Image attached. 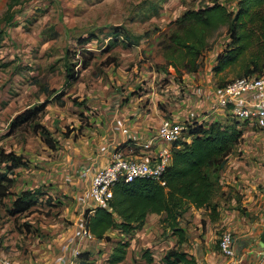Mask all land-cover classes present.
<instances>
[{
    "label": "rangeland",
    "instance_id": "obj_1",
    "mask_svg": "<svg viewBox=\"0 0 264 264\" xmlns=\"http://www.w3.org/2000/svg\"><path fill=\"white\" fill-rule=\"evenodd\" d=\"M206 2L0 0V17L8 3H13L14 12L11 24L3 23L0 32V148L27 160L26 166L9 174L14 179L12 195L0 202L2 256L14 264H80L79 254L88 252L85 264H165L162 257L176 245L177 237L163 225L162 215L150 213L145 227L131 234L110 229L106 233L109 240L97 241L80 232L86 206L81 198L90 183L86 172L91 163L89 153L100 157L103 151L96 152L94 147L116 119H137L140 113L149 116L156 105L162 118L180 122L182 114L175 117L172 110L185 106L187 123L192 122L195 115L188 104L195 107L199 103L204 108L203 96L208 99L220 85L239 77L238 65L219 74L212 70L216 54L229 42L225 26L214 33L212 47L202 55L197 72L179 76L165 65L161 41L173 28L170 21ZM235 2L227 1V7L234 8ZM115 28L121 35H112ZM126 33L136 44L124 45L122 36ZM90 34L95 35L90 41L77 42ZM83 56L90 58L84 68ZM68 67L77 76L70 83L66 80ZM44 103L36 122L49 130L53 148L31 125L9 131L16 114ZM227 117L234 120L231 114ZM114 128L119 130L117 125ZM112 133L110 129L108 135ZM234 159L264 163V128L243 127V139L227 162ZM230 163L214 198L219 206L227 205L223 188ZM75 166L78 169L74 170ZM80 180L83 189L78 187ZM26 189L38 191L34 193L37 204L16 216L9 215L12 200ZM85 198L93 203L88 194ZM203 217V211L199 217L192 210L183 215L181 225L188 241L180 249L193 255L198 264H228L218 249L219 237L226 229L221 223L207 224ZM195 238L203 247L199 253L194 248ZM120 239L128 241L125 258L110 263V254ZM146 250L153 257L151 263L143 256Z\"/></svg>",
    "mask_w": 264,
    "mask_h": 264
},
{
    "label": "trees",
    "instance_id": "obj_2",
    "mask_svg": "<svg viewBox=\"0 0 264 264\" xmlns=\"http://www.w3.org/2000/svg\"><path fill=\"white\" fill-rule=\"evenodd\" d=\"M16 0H13L15 3ZM230 0H208L196 8L186 9L175 20L170 33L161 41L162 55L167 67H172L176 75L197 72L201 67V57L212 47V37L221 27H226L229 42L215 57L212 70L222 73L238 65L239 77L260 76L264 71V0H235L234 8L227 7ZM13 3H8L0 17V32L3 23L11 24L14 18ZM114 37L120 34L115 28ZM121 35V34H120ZM95 35L78 38L81 45ZM125 46L136 44L123 34ZM91 53V52H88ZM85 57V58H84ZM90 58L82 57V67ZM73 66V65H72ZM76 73L67 68L68 83L76 79ZM223 85V84H222ZM222 85H220L222 87ZM45 103L26 108L10 121L9 131L31 125L32 130L54 147L49 130L36 122L44 110ZM188 139L175 143L169 165L161 176V181L148 177H138L129 182H118L112 190V197L104 206H95L83 213L84 227L97 241L109 240L106 235L110 229L123 234H131L141 229L150 213L162 215V223L173 235L176 242L162 257L165 264H198L193 255L180 249L188 241L186 231L181 225L183 215L191 208L208 211L210 221L219 218V204L214 199L221 185L229 155L243 139V128L239 121L230 123L211 121L188 124ZM27 165L23 156L0 148V202L12 195L14 179L10 177L18 167ZM37 190H22L11 202L8 214L16 216L37 204ZM128 241L116 242L110 254V263L125 258ZM219 249V247H218ZM90 254H79L80 264L88 262ZM146 262L153 257L146 250Z\"/></svg>",
    "mask_w": 264,
    "mask_h": 264
},
{
    "label": "crops",
    "instance_id": "obj_3",
    "mask_svg": "<svg viewBox=\"0 0 264 264\" xmlns=\"http://www.w3.org/2000/svg\"><path fill=\"white\" fill-rule=\"evenodd\" d=\"M192 81L194 82V80ZM215 91L213 92V96L211 95V97L208 99L206 98V100L203 96L202 100L206 101L207 103L206 105V103L203 102L204 104L201 107L204 108H200V106H198L200 105L199 103H195V107L194 104H186L189 107L187 108L191 113L194 111L195 118L192 120V122L196 121L198 123H204L220 121L222 123H230L232 121L228 119L227 116H230V113H228L226 109H216L214 106V110H209V112L207 111V106L209 104H215ZM185 111L186 107L184 106L182 109L178 108L177 110H172V115L179 117V115L182 114V121L180 122H187L188 114ZM199 111L204 112V114H200ZM149 114V116L144 117H142L141 113L136 114L138 115V120L119 118L115 120V123L112 124V127H106V129L103 131L102 142L94 147L96 152L103 151V153L100 154V157H96V155L94 156L92 153H89V161L91 160V163L87 167L88 170L86 172L90 175V177L92 176L94 170L106 165L109 147H112V145L115 143L127 141L128 137L127 135L123 134L122 128H127L132 133L138 134L141 139H150L155 135L162 117L160 116L156 105L152 107V110ZM192 122L189 121V123ZM239 124L241 125L240 122ZM115 125H117V128H119L118 131L114 128ZM110 129L113 133L108 135V131ZM107 136H109V140L106 139ZM122 145L126 147L130 146L126 142H123ZM155 148V146L152 147V149ZM152 149L147 152L141 147H136L134 151L137 152L138 150H141L147 155H152ZM103 154H107V156H104ZM246 162V160L243 161L238 159H234L231 163L230 161L227 162L230 163V166L227 170L228 172L226 171L227 186L223 188L227 195V205L224 206V203H222L219 206V218L216 221H210L208 211L204 209H195L191 207L188 211L192 210L194 216L196 217H199V213L203 211L204 217L202 221H205L206 219L207 224L221 223V227H224L226 230L232 232L234 237L235 251L237 254L236 264H264V163H257L254 160L248 162L249 164ZM75 168L78 169V166H75L74 170ZM82 172L83 174H87L84 171ZM78 185L79 188L83 189V183L81 180ZM84 193L85 194L81 199L83 201V205H86L84 208L85 211L87 209H92L95 206L93 203L88 202L86 198L84 200V197L87 195V191ZM148 215L146 216V219H148ZM145 225L146 222L144 223L143 227H145ZM2 231L3 230L0 229V232ZM195 239L198 243H194V248H196L197 252L199 253L203 247L200 245V241L197 238ZM0 256L4 257L1 254ZM12 264H14V262H12Z\"/></svg>",
    "mask_w": 264,
    "mask_h": 264
},
{
    "label": "built area",
    "instance_id": "obj_4",
    "mask_svg": "<svg viewBox=\"0 0 264 264\" xmlns=\"http://www.w3.org/2000/svg\"><path fill=\"white\" fill-rule=\"evenodd\" d=\"M215 104H209V109H226L234 120L241 122L243 127L264 128V71L260 76L236 77L226 82L216 90ZM188 124L170 118H162L155 135L150 139H141L138 134L127 128H122L127 135L130 146L118 142L109 147L107 163L94 170L90 177L87 194L96 206H104L112 197L113 187L118 182H129L138 177H148L161 181V176L171 160L172 150L177 141L188 139ZM155 146V149L152 147ZM152 149V155H147ZM82 236L92 237L82 226ZM219 251L228 260V264L237 263L234 237L231 231L224 230L218 241ZM77 254V251L75 252ZM73 254V256L75 255ZM0 264H12L9 258L0 257Z\"/></svg>",
    "mask_w": 264,
    "mask_h": 264
},
{
    "label": "clouds",
    "instance_id": "obj_5",
    "mask_svg": "<svg viewBox=\"0 0 264 264\" xmlns=\"http://www.w3.org/2000/svg\"><path fill=\"white\" fill-rule=\"evenodd\" d=\"M185 123H187V122H185ZM187 124H190V123L188 122Z\"/></svg>",
    "mask_w": 264,
    "mask_h": 264
}]
</instances>
